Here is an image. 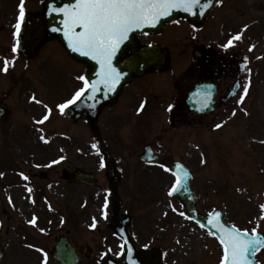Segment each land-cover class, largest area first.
Instances as JSON below:
<instances>
[{"label": "rangeland", "instance_id": "obj_1", "mask_svg": "<svg viewBox=\"0 0 264 264\" xmlns=\"http://www.w3.org/2000/svg\"><path fill=\"white\" fill-rule=\"evenodd\" d=\"M19 3L20 0H0V39L6 38L7 46L11 42V24L17 14L13 10L19 9ZM256 4L264 6V0H256ZM33 5L36 9L42 7L39 0H32L30 6ZM28 7L25 0V9ZM263 22L264 7L256 9L253 32ZM260 36L262 41L263 31ZM52 45L53 43L48 45L51 51ZM263 49V44L260 46L256 43L252 51L257 55ZM0 50V53L5 54L3 48ZM55 50L56 62L51 59L37 67L38 62L34 61L36 64L33 63L30 71L32 80L27 82V85H37L44 94L51 109L48 112L49 118L39 123L44 116H29L30 112L40 115L43 110L31 104L35 107L30 111L27 102L29 88L24 87L22 92L16 88L8 99L12 118H16V114L20 117V108L28 116L21 117L24 124L15 119H7L0 125V130H3L0 135L1 264H42L44 252L47 253V264H59L52 252L57 238L68 233L67 231H70L72 242L83 255L89 253L88 246L93 248V252L84 260L82 256V264H101L103 252L120 259L121 242L107 226L113 214V200L106 183L114 171L100 167L99 157L93 156L90 149L91 138L87 129L78 124H69L57 107L78 86L73 84L71 60L63 55L60 47ZM7 57L11 62V57ZM1 60L0 57V69L3 67ZM255 60L254 66L258 72L255 79V94L258 99L255 100L257 105L263 107L264 58ZM13 68V73L0 76V85L7 81L9 90L16 76L22 75L23 66L16 60ZM3 90L0 86V91ZM18 93L19 98L16 96ZM256 109L259 108L254 107L251 111L244 112L251 113L250 116L242 111H236L238 113L235 115L233 112L229 123L222 125L216 134L204 132L203 138H195L186 131L183 138L174 141L173 149L174 155L184 157L193 170L192 188L201 212L219 208L223 210L229 223L249 232L257 228L258 232L264 233V209L261 208L264 205V110L261 107V111ZM25 123L39 129H30ZM38 130L43 131L40 139ZM39 140L54 142L42 144ZM74 142L78 150H75ZM111 144L110 142V146ZM129 152L130 150L127 151ZM55 157L60 161L55 167H50ZM114 163L121 171L120 175L127 166L123 180L125 187L123 188L121 177L118 176L116 181L117 187L122 188L119 192V213H130L131 235L139 248L162 247L164 264H220L222 245L219 243L220 248L209 230L189 219L178 198L172 199L169 196L172 182L170 177L157 175L151 170L137 171L140 166L137 161L115 160ZM33 164L42 169L32 166ZM76 165L94 170L99 183L84 188L80 184L74 186L75 184L66 185L61 182L58 177L60 168ZM6 168L8 170L5 173L3 170ZM45 168H50V173L42 179ZM13 169L20 170L22 176L29 177L31 182L28 181L29 178L16 181L17 173ZM4 174L6 176L2 180ZM15 182H20V185L14 189ZM5 184L8 185L7 194ZM16 189L19 193H16ZM105 199L108 201L107 209L104 207ZM21 205L23 209L29 207L26 215ZM33 217L36 218L35 224L29 223ZM93 218L95 228L90 226L94 222ZM40 249L44 251L41 252ZM257 258L264 264V249Z\"/></svg>", "mask_w": 264, "mask_h": 264}, {"label": "flooded vegetation", "instance_id": "obj_2", "mask_svg": "<svg viewBox=\"0 0 264 264\" xmlns=\"http://www.w3.org/2000/svg\"><path fill=\"white\" fill-rule=\"evenodd\" d=\"M263 7L257 5L256 0H223L222 3L218 0L201 23L180 20L162 32L161 38L155 37L157 34L138 36L141 45L166 42L170 66L165 72L150 70L133 77L103 107L91 135L99 142V154L104 161L114 167L115 158H139L147 145L158 151L161 161H172L171 143L166 153L157 146V139L164 133L170 132L169 137L173 135L171 140H174L183 137L184 131L190 128L215 125L221 113L254 108L256 72L248 43L254 38L256 9ZM238 33H242V38L224 48L223 45ZM74 63L76 68L88 69ZM81 84L82 80L76 81L77 86ZM246 85H249L248 93L243 103H239ZM8 93L0 98V106L5 110L1 122L10 112L6 105ZM206 93L211 96L204 107ZM142 103L144 108L138 111ZM261 103L264 107V100ZM98 125H103L105 131ZM103 136L112 143L111 149L104 148ZM125 147L128 149L124 152Z\"/></svg>", "mask_w": 264, "mask_h": 264}, {"label": "snow or ice", "instance_id": "obj_3", "mask_svg": "<svg viewBox=\"0 0 264 264\" xmlns=\"http://www.w3.org/2000/svg\"><path fill=\"white\" fill-rule=\"evenodd\" d=\"M220 3L223 0H219ZM212 4V0H206V3L201 5V0H75L74 4H66L63 7H53L54 13H62L64 16L63 29L54 28V31H64V35L69 40V46L73 50L81 52L85 56H90L100 64L99 79L89 83L84 76L79 79L84 81V86L80 88L71 99L65 103L59 104L57 107L63 112L69 105H72L86 91H91L93 94L97 91L98 84H104L109 89L119 82L122 73L114 67L112 63L113 56L120 47L123 41L128 38L130 32L134 29H139L146 24H154L159 22L163 16H168L174 9H182L185 12L195 14V9L201 5L200 11ZM17 22L15 24V36L17 43L13 45V51H16L19 46V37L22 25L25 22V0H20ZM245 28L248 26L245 25ZM79 29V30H77ZM242 38V33L232 36L224 48L233 46L234 42ZM3 71H8V61L5 59ZM250 71V69H249ZM250 85V81H249ZM246 85L243 89V94L240 96L239 103H243L244 97L248 93ZM211 93L205 94L204 107H207V100ZM35 101V95L32 96ZM47 107V106H45ZM172 106H170L171 109ZM144 104L142 103L138 111H142ZM51 112V109H48ZM235 115V112L233 113ZM49 118L45 115L39 123ZM217 128L221 125L217 124ZM97 148L96 144L92 145ZM97 151L99 149L97 148ZM55 163V161H53ZM103 167V162L101 163ZM171 172V168H166ZM23 175V173H21ZM190 173L182 164L176 165L175 183L172 185L169 194L178 193L181 190H187V180ZM28 179L27 177H24ZM31 191V189H29ZM108 201L105 199L104 207L107 209ZM264 209V205H261ZM107 213L105 212V216ZM184 215V213H181ZM214 215L217 219H209L208 224L218 231H212L211 235L219 238V243L223 247V256L220 264H254L253 258L256 252L264 248V235L258 232L257 228H253L251 233L247 229L241 230L237 227L226 226L219 219L220 213ZM193 217L189 216V219ZM91 227L95 228V218ZM36 218L33 217L29 221L35 224ZM43 231V229L41 230ZM43 252V249H40ZM129 251V260L131 261V249ZM42 264H47V253L44 252V260Z\"/></svg>", "mask_w": 264, "mask_h": 264}, {"label": "water", "instance_id": "obj_4", "mask_svg": "<svg viewBox=\"0 0 264 264\" xmlns=\"http://www.w3.org/2000/svg\"><path fill=\"white\" fill-rule=\"evenodd\" d=\"M74 3H75V0H47L46 5H45V9H46L45 14L38 15V16H33V15L27 16L26 29L23 33L24 36L22 38L26 39V37H29V35L37 36L35 40V46H37L41 42V40L44 39L45 34L49 32L50 35L59 36L60 39L64 41L65 46L66 47L68 46L71 49L72 47L69 46V40L64 35V31L63 30L61 31L53 30L54 28H58V29L64 28V24H63L64 16L62 13L52 12L51 9L53 7H63L66 4H74ZM174 17L175 16L168 15V16L161 17V19H162V22H164L165 20H167V18L172 19ZM32 39L34 40V38ZM155 49L156 47L150 49V52ZM150 52H146V53L150 55ZM153 52H156V51H153ZM148 54H142L143 59L141 60L138 59L135 62V65H138L137 67H141L149 63L150 58ZM69 117L71 118V113H69ZM75 175L79 176V178L84 179L86 183L95 182V181L91 182V179H88L84 174H82L79 171L76 172ZM189 179H190V175L187 180V185H186L187 190H181L180 192L173 193V194L175 195L177 194L178 196H180L181 199L187 204V207L195 220L209 227L213 231H218L217 229L213 228L211 224H208V220L210 218L213 220L217 219V217L214 215V213L216 212L212 213L209 216L204 217L202 220L198 219V213L195 207L196 199L194 198L192 191L190 190ZM217 212L221 214L219 217L221 222L224 223L226 226H231L225 222L222 213L220 211H217ZM122 219L113 218L110 222V225L113 227L117 235L124 242L122 256L124 257L125 261L122 264H161V255L159 254L158 250L138 251L135 249L133 242L128 234V224L129 223L127 221H124L121 223ZM129 249H131V253H130L131 258H132L131 261L129 260V251H128ZM55 256L58 259L62 260L64 264H77L79 261L78 256L75 252V249L70 245V242L67 237L62 238L57 244ZM253 260H254V264H257L255 262V257L253 258ZM102 261L104 264H121L109 258L108 256H105L102 259Z\"/></svg>", "mask_w": 264, "mask_h": 264}, {"label": "bare ground", "instance_id": "obj_5", "mask_svg": "<svg viewBox=\"0 0 264 264\" xmlns=\"http://www.w3.org/2000/svg\"><path fill=\"white\" fill-rule=\"evenodd\" d=\"M16 193H19V190L18 189H16Z\"/></svg>", "mask_w": 264, "mask_h": 264}]
</instances>
